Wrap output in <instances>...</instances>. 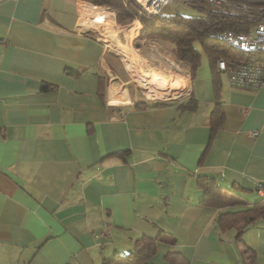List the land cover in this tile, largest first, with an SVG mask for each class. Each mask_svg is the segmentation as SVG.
Segmentation results:
<instances>
[{
    "label": "crops",
    "instance_id": "obj_1",
    "mask_svg": "<svg viewBox=\"0 0 264 264\" xmlns=\"http://www.w3.org/2000/svg\"><path fill=\"white\" fill-rule=\"evenodd\" d=\"M89 6L0 1V264H104L141 238H161L154 264H264V222L237 240L197 183L264 199V86L236 89L207 64L181 98L115 100L119 57Z\"/></svg>",
    "mask_w": 264,
    "mask_h": 264
},
{
    "label": "trees",
    "instance_id": "obj_2",
    "mask_svg": "<svg viewBox=\"0 0 264 264\" xmlns=\"http://www.w3.org/2000/svg\"><path fill=\"white\" fill-rule=\"evenodd\" d=\"M83 1L113 8L120 25L138 19L142 24L140 38L172 45V55L178 63L186 64L190 68L192 79L197 76L203 55L215 79L221 73L217 66L219 61H225L230 67L242 63H264V51H242L232 47L225 39L228 31L248 33L260 24L264 18V0H233L246 2L250 13L234 12L203 1H194L189 6L199 12L196 15H185L180 12L165 15L162 11L158 14H147L136 0ZM166 103L167 101H156L154 105ZM141 104L145 106L149 102L145 101ZM217 113L218 110H215L210 121L213 134L219 126L215 123ZM197 183L203 192L201 199L203 205L219 209L229 208L220 213L218 226L225 231L235 229L237 240L243 238L249 227L260 221L264 222V199L251 203L236 197L232 198L215 178L207 175L199 176ZM261 189H264V185L256 188L257 191ZM160 239L141 238L136 241L132 250L116 255L106 260L104 264H154L152 257L156 253L157 242L161 241ZM245 252L248 250L246 249ZM167 259L172 264H188L177 254H171Z\"/></svg>",
    "mask_w": 264,
    "mask_h": 264
},
{
    "label": "rangeland",
    "instance_id": "obj_3",
    "mask_svg": "<svg viewBox=\"0 0 264 264\" xmlns=\"http://www.w3.org/2000/svg\"><path fill=\"white\" fill-rule=\"evenodd\" d=\"M89 5L96 6L91 3ZM99 7H101V9L98 8L99 12L106 14V21L95 22L94 19H91L86 23L91 32L112 44L114 52L119 57L120 63L116 64V71H114L115 73L118 72V78H115L113 73L109 76L111 94L115 100L123 101V94L127 93L128 87L133 88L147 99L171 100L181 98L185 94V77L190 74L191 70L186 64L176 61L171 53L172 45L158 40L140 38L142 24L138 19L128 24L120 25L116 20V11L113 8L107 6ZM161 11L165 15H172L176 12L185 15L199 14L196 9L180 3L165 6ZM136 21L140 24H134ZM129 62H132V64H129ZM130 65L134 69H129ZM206 65L207 61L203 55L200 67L203 68ZM123 76L128 78L126 79L128 82H124ZM139 76L143 79L147 78L145 81L153 83V85L158 83L154 87L156 90L149 91L148 87L140 84ZM154 81L156 82L154 83ZM160 82L162 85H160ZM174 87L175 89H173ZM173 91L176 93L171 94Z\"/></svg>",
    "mask_w": 264,
    "mask_h": 264
},
{
    "label": "built area",
    "instance_id": "obj_4",
    "mask_svg": "<svg viewBox=\"0 0 264 264\" xmlns=\"http://www.w3.org/2000/svg\"><path fill=\"white\" fill-rule=\"evenodd\" d=\"M2 1V0H0ZM142 5L147 14H158L165 6L180 3L189 6L194 1H203L212 6L221 7L234 12L250 13L249 6L244 1L233 0H136ZM225 39L232 47L242 51H264V18L262 22L248 33H236L228 31ZM218 69L227 75L232 87L242 90H258L264 86V64L242 63L234 67L227 65L225 61H219ZM257 136L258 132H253Z\"/></svg>",
    "mask_w": 264,
    "mask_h": 264
},
{
    "label": "bare ground",
    "instance_id": "obj_5",
    "mask_svg": "<svg viewBox=\"0 0 264 264\" xmlns=\"http://www.w3.org/2000/svg\"><path fill=\"white\" fill-rule=\"evenodd\" d=\"M101 9V7H99V6H90V7H88V9L86 10V20L88 21V20H91V19H94V21L95 22H101V21H106V19H105V17H106V14L105 13H101V12H99V9ZM110 21V20H109ZM108 21V22H109ZM112 22V21H111ZM134 24H140L138 21H136ZM104 27V26H103ZM135 27V26H134ZM129 64H132V62H129ZM129 69H134V67L132 66V65H130V67H128ZM132 71H134V70H132ZM146 73V72H145ZM145 73H144V75H145ZM147 74V73H146ZM151 76V75H150ZM149 76V77H150ZM152 78H153V76H152ZM158 78V77H157ZM145 79H147V78H145ZM145 79H143L142 77H138V80H139V83L140 84H142V85H144V86H146V87H148V88H151L152 90H156L154 87H155V85L157 86V84H155V85H153V83H148V82H146L145 81ZM153 80V79H152ZM156 81H154V83H155ZM161 83V82H160ZM160 85H162V83L160 84ZM160 87V86H159ZM171 89V88H170ZM173 89H175V87L173 88ZM179 89H180V87H179ZM159 90V89H158ZM168 90V89H167ZM178 90V89H177ZM160 92V91H159ZM176 92H172L171 94H175ZM127 95V94H126ZM121 99H122V97H121ZM127 100V99H126ZM121 101V100H120ZM124 101V100H123Z\"/></svg>",
    "mask_w": 264,
    "mask_h": 264
}]
</instances>
